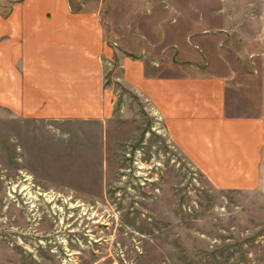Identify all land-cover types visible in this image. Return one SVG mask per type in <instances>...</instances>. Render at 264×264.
Listing matches in <instances>:
<instances>
[{
    "label": "crops",
    "instance_id": "obj_1",
    "mask_svg": "<svg viewBox=\"0 0 264 264\" xmlns=\"http://www.w3.org/2000/svg\"><path fill=\"white\" fill-rule=\"evenodd\" d=\"M165 2L0 0L12 159L19 147L27 169H97L103 195L109 153L125 140L118 86L151 102L213 190L264 201V22L230 13L228 0ZM258 22L251 35L239 27Z\"/></svg>",
    "mask_w": 264,
    "mask_h": 264
},
{
    "label": "rangeland",
    "instance_id": "obj_2",
    "mask_svg": "<svg viewBox=\"0 0 264 264\" xmlns=\"http://www.w3.org/2000/svg\"><path fill=\"white\" fill-rule=\"evenodd\" d=\"M228 3L230 13L264 22V0ZM261 24L239 27L251 35ZM115 91L118 108L126 105L117 116L125 140L109 153L103 195L97 169H27L19 147L13 160L15 126L0 123V264H264V201L213 190L172 145L151 102ZM86 173L91 185L81 183ZM25 177L34 196L56 199L29 212L10 195Z\"/></svg>",
    "mask_w": 264,
    "mask_h": 264
},
{
    "label": "built area",
    "instance_id": "obj_3",
    "mask_svg": "<svg viewBox=\"0 0 264 264\" xmlns=\"http://www.w3.org/2000/svg\"><path fill=\"white\" fill-rule=\"evenodd\" d=\"M21 177H23V176H21ZM24 179H25L24 180V184L25 185H23V188L20 191H17L15 188L14 189L11 188L12 192L10 193V195L13 196V197H15L14 195H19L17 197H20V199L22 200L23 205L27 207V210L29 212H32V211H34V209L37 208L38 202L41 200V198H43V201L47 202L48 204L56 199V197H55L56 194L55 193L53 194L54 196H52L50 198H46V195H48V194L51 195L50 192L48 194H43L40 191L39 193H37L38 196H34L32 194L33 193L32 192V188L30 187L33 183L30 182V178L25 177ZM25 182H27V183H25ZM58 196H59L60 200H63V198L65 197L62 194H58ZM17 200H19V199H17ZM39 204L45 205L46 203L45 204L44 203H39Z\"/></svg>",
    "mask_w": 264,
    "mask_h": 264
}]
</instances>
